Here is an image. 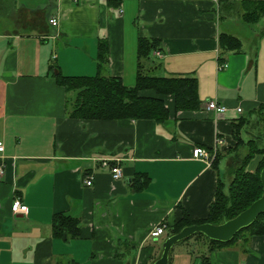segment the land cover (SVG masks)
Here are the masks:
<instances>
[{
  "label": "crops",
  "instance_id": "0c3cea01",
  "mask_svg": "<svg viewBox=\"0 0 264 264\" xmlns=\"http://www.w3.org/2000/svg\"><path fill=\"white\" fill-rule=\"evenodd\" d=\"M222 1L0 0V264H152L182 210L206 218L218 179L229 180L231 123L264 103V33L245 45L231 30L240 18L222 10ZM220 32L242 40L240 51L223 55L221 69ZM142 37L160 42L161 55L151 51L146 68L196 77L199 107L175 112L167 96L169 116L161 123L69 117L68 95L48 64L54 61L67 76L94 75L104 40L102 73L132 86ZM212 99L227 111L207 110ZM195 147L216 148L215 165L193 158ZM102 161L119 166L121 178L113 179ZM137 173L149 178L139 190L131 184ZM16 197L26 215L12 212ZM58 212L79 219L77 237L53 235ZM159 224L164 233L151 237ZM202 250L193 239L177 242L169 264H202ZM209 259L264 264V235L215 249Z\"/></svg>",
  "mask_w": 264,
  "mask_h": 264
},
{
  "label": "trees",
  "instance_id": "16d2710c",
  "mask_svg": "<svg viewBox=\"0 0 264 264\" xmlns=\"http://www.w3.org/2000/svg\"><path fill=\"white\" fill-rule=\"evenodd\" d=\"M225 12H236L246 24L257 23L264 17V0H223L220 6ZM264 33V27L259 34ZM158 39L139 38L137 41V70L135 83L127 86L121 79L104 75L103 69L107 64V44L104 40L98 42L96 56L97 72L90 76H67L62 74L58 65L51 61L48 71L56 83L63 86L66 93V112L71 118L79 119H152L156 123L164 122L169 116L166 97H172V107L178 110H193L199 107L198 83L193 75H162L154 72L156 66L146 68L145 62L150 59V53L159 49ZM242 40L227 32L218 35L220 64L227 52L241 50ZM158 73V74H157ZM153 91L145 94L143 91ZM69 93L73 96L70 97ZM235 144L232 148V158L227 168L228 185L222 178L218 179L213 200L208 207V214L203 219H192L182 210L181 218L173 224L169 234L178 232L181 228L193 224H219L246 209L254 200L260 197L262 185L259 177L264 166V103L252 109L247 115H241L231 123ZM216 155L212 165L216 163ZM257 159L253 170L248 164ZM149 178L145 174L137 173L132 179L135 190L144 188ZM52 233L54 236L77 237L80 233V222L65 212H58L52 216ZM253 235H264V212L259 213L254 221L241 228L227 242L206 237L196 232L179 242L190 239L198 241L203 250L200 258L202 264H210L209 253L238 240L247 242ZM169 264V262H168Z\"/></svg>",
  "mask_w": 264,
  "mask_h": 264
},
{
  "label": "water",
  "instance_id": "95a60500",
  "mask_svg": "<svg viewBox=\"0 0 264 264\" xmlns=\"http://www.w3.org/2000/svg\"><path fill=\"white\" fill-rule=\"evenodd\" d=\"M259 177L262 193L246 209L222 223L212 224L205 222L188 225L181 228L178 232L168 235L162 242L160 256L152 264H168L170 249L173 245L196 232H200L210 239L227 242L237 231L252 223L259 213L264 212V166L260 170Z\"/></svg>",
  "mask_w": 264,
  "mask_h": 264
},
{
  "label": "built area",
  "instance_id": "2783aa9c",
  "mask_svg": "<svg viewBox=\"0 0 264 264\" xmlns=\"http://www.w3.org/2000/svg\"><path fill=\"white\" fill-rule=\"evenodd\" d=\"M48 22L52 26L58 25V21L55 17H50L48 19ZM154 54H156L157 56L161 55L159 50H155ZM218 65H219L218 67L220 69L223 66V64H218ZM205 108L207 110H211V111H214L216 113H224L227 111V107L224 104L218 102L216 99L208 100L205 104ZM236 111L240 112L241 108L237 107ZM220 141H221L220 139H217V143H220ZM3 151H4V146L2 143H0V153H2ZM216 155H217V149L216 148L206 149L203 147H195L192 149V157L193 158L204 160L209 165L212 164ZM102 165L109 168V172H110L113 179L117 180V179L121 178L122 172H121V169L119 166L110 165L108 161H102ZM3 172H4L3 166L0 164V177L2 176ZM92 180H93L92 175L86 176V178L84 179V184L87 186H90L92 184ZM11 210L14 213H20L22 215H26L28 212V207L18 197H16L12 201ZM164 231H165V225L159 224L150 230L149 235L151 237L156 238V237L160 236L161 234H163ZM241 264H245V263H241Z\"/></svg>",
  "mask_w": 264,
  "mask_h": 264
},
{
  "label": "rangeland",
  "instance_id": "374dc122",
  "mask_svg": "<svg viewBox=\"0 0 264 264\" xmlns=\"http://www.w3.org/2000/svg\"><path fill=\"white\" fill-rule=\"evenodd\" d=\"M241 20V19H240ZM238 20L236 23L231 25V30L236 31V35L240 36L246 44H249L251 40L255 37V33H259L262 28L264 27V17H262L257 23L254 24H246L242 20ZM224 22V21H223ZM158 74V73H157ZM70 97L73 96L72 93H69ZM247 115V113H244V116ZM258 159V158H256ZM255 159H253L249 164H248V169L251 168L255 164ZM223 181L225 183L224 189L226 190L227 185H228V180L224 177Z\"/></svg>",
  "mask_w": 264,
  "mask_h": 264
}]
</instances>
